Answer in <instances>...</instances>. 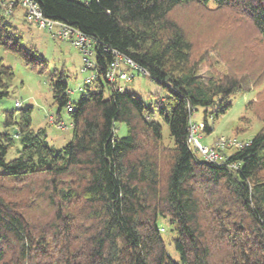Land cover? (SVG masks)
Segmentation results:
<instances>
[{"label": "trees", "instance_id": "16d2710c", "mask_svg": "<svg viewBox=\"0 0 264 264\" xmlns=\"http://www.w3.org/2000/svg\"><path fill=\"white\" fill-rule=\"evenodd\" d=\"M34 1L45 18L92 40L94 78L72 102L63 69L47 74L57 106L49 121L60 125L65 109L72 130L60 149L32 129L31 107L2 111L0 264H264V117L253 137L238 140L246 144L220 150L222 162L206 160L188 141L198 107L201 134L212 131L207 118L217 119L245 91L254 92L245 108L254 117L264 59L241 73L211 68L170 17L180 5L212 4L264 41V0ZM9 17L0 7V49L44 72L47 60L22 43ZM115 52L160 87L148 105L105 77ZM201 66L211 70L206 78ZM13 78L0 61V100ZM249 121L240 118L244 127ZM117 123L125 124L124 136L116 135ZM16 141V157L6 160ZM160 219L171 227L177 259Z\"/></svg>", "mask_w": 264, "mask_h": 264}, {"label": "rangeland", "instance_id": "374dc122", "mask_svg": "<svg viewBox=\"0 0 264 264\" xmlns=\"http://www.w3.org/2000/svg\"><path fill=\"white\" fill-rule=\"evenodd\" d=\"M170 17L184 28L193 45L194 54L198 56L205 52L211 68L214 67L220 71L232 69L241 73L244 70L258 68L259 63L264 59V41L248 23H244L241 19H235L234 15L226 10H217L212 4H209L208 7H201L190 3L173 9ZM9 18L8 20L11 19ZM14 18L17 17L14 16ZM14 18L11 19V22L17 28V36L21 38L25 46L33 45L39 55L47 60V69L44 72L31 69L16 54L0 49V61L11 67L14 74L10 95L0 100V122L2 121V111L13 109L16 107L15 101H19L21 108L31 107L32 129L35 131L43 129L49 145L60 149L71 139L72 130L65 109L60 113V125L49 121V116L55 118L57 106L52 102L47 74L53 69H63L70 101L76 102L81 95L79 86H82L84 80L94 72V55L93 53L84 55L82 51L72 45L70 40L53 39L46 31L17 19L13 21ZM209 51L212 52L209 53ZM85 59H88L91 64L87 69H85L87 66ZM133 73L135 76L133 81L125 83L123 80H119V83L127 90L137 93L148 105L149 97L156 93L159 94L160 87L142 72L134 70ZM210 73L211 70L207 66H201L199 69V74L202 77L206 78ZM253 97V91L237 94L231 107L224 114L214 120L207 118V123L212 126V131L202 134L199 133V130L196 131L199 136L201 135L199 142L206 146L220 136L230 140H248L253 137L262 125L258 119L264 117V92L253 101L252 113L254 112V117L245 109L246 104ZM242 116L250 118L246 127L240 122ZM202 119L203 109L198 107L193 111L191 121L200 127ZM125 133V124L117 123L116 135L120 137ZM163 135L167 136L166 127H164ZM194 136L197 135L194 134ZM228 146L223 149L226 153H229L230 148H233ZM17 148H20L18 141L7 153L6 160L16 157ZM158 225L165 238L169 254L177 259V253L170 242L171 227L163 219L158 221Z\"/></svg>", "mask_w": 264, "mask_h": 264}, {"label": "built area", "instance_id": "2783aa9c", "mask_svg": "<svg viewBox=\"0 0 264 264\" xmlns=\"http://www.w3.org/2000/svg\"><path fill=\"white\" fill-rule=\"evenodd\" d=\"M0 7L2 8L6 17L12 16L15 10H20L22 13V19L30 24L34 25L37 29L46 31L54 39H67L70 40L72 45L78 48L84 53V55H90L92 53V40L85 36L83 33L75 28L68 26L67 24L60 21H52L45 18L37 3L34 0H0ZM87 69L91 64L88 59H85ZM124 63L129 68L136 70L137 72H143L135 63L129 58L124 57L119 53H114V60L109 64L105 77L110 82H128L133 79V74L126 72L119 68V65ZM144 73V72H143ZM94 78V74L84 80L85 83L91 81ZM120 87H123L120 85ZM81 90V87L79 88ZM20 102L15 101V106H19ZM201 127V126H200ZM199 126L191 122L190 134L188 141L193 145L197 151L208 161L211 162H222L225 157L220 152L224 147H241L246 143L240 142L237 139H227L222 136L212 140L208 145H202L199 142L200 136L196 131L199 130ZM196 132V133H195ZM196 134L197 136H194ZM228 144V145H227ZM228 146V147H229ZM231 167H235V164H231Z\"/></svg>", "mask_w": 264, "mask_h": 264}, {"label": "crops", "instance_id": "0c3cea01", "mask_svg": "<svg viewBox=\"0 0 264 264\" xmlns=\"http://www.w3.org/2000/svg\"><path fill=\"white\" fill-rule=\"evenodd\" d=\"M16 12H18V13H16ZM14 16H16L17 18H14ZM12 18H14V20L13 21H15L16 19L17 20H20V21H22L23 22V20H22V13H21V11L20 10H15V12H14V14L12 15ZM119 68L120 69H122V70H124V71H126V72H129V73H131V74H133L134 75V70H132L131 68H129L128 66H126L124 63H121L120 65H119ZM143 73V72H142ZM94 74V73H93ZM144 75H145V73H143ZM92 75V74H91ZM90 75V76H91ZM134 77L135 76H133V79H134ZM88 78V77H87ZM133 79L131 80V81H133ZM130 82V81H129ZM118 83H119V81H118ZM125 83H128V82H125ZM119 85H121V83H119ZM121 86H123V85H121ZM124 87V86H123Z\"/></svg>", "mask_w": 264, "mask_h": 264}]
</instances>
